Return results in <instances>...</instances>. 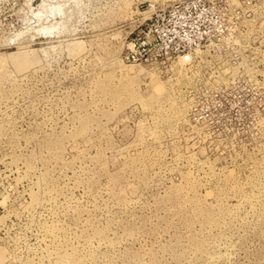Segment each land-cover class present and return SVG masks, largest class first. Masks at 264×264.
Masks as SVG:
<instances>
[{"label":"rangeland","instance_id":"rangeland-1","mask_svg":"<svg viewBox=\"0 0 264 264\" xmlns=\"http://www.w3.org/2000/svg\"><path fill=\"white\" fill-rule=\"evenodd\" d=\"M172 1L0 0V264H264V0L129 63Z\"/></svg>","mask_w":264,"mask_h":264},{"label":"built area","instance_id":"built-area-1","mask_svg":"<svg viewBox=\"0 0 264 264\" xmlns=\"http://www.w3.org/2000/svg\"><path fill=\"white\" fill-rule=\"evenodd\" d=\"M207 10L202 0L172 1L138 30V39L126 59L136 64L192 62L193 50L199 49L206 38L202 17ZM152 53V55H150Z\"/></svg>","mask_w":264,"mask_h":264}]
</instances>
